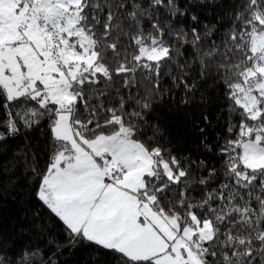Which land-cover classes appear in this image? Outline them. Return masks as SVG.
<instances>
[{"label": "snow or ice", "instance_id": "obj_1", "mask_svg": "<svg viewBox=\"0 0 264 264\" xmlns=\"http://www.w3.org/2000/svg\"><path fill=\"white\" fill-rule=\"evenodd\" d=\"M21 136L60 233L0 264H264V0H0V176Z\"/></svg>", "mask_w": 264, "mask_h": 264}, {"label": "trees", "instance_id": "obj_2", "mask_svg": "<svg viewBox=\"0 0 264 264\" xmlns=\"http://www.w3.org/2000/svg\"><path fill=\"white\" fill-rule=\"evenodd\" d=\"M210 13V8L205 9L202 18L203 16H209ZM209 22L215 23L214 17L210 21L205 20V23ZM212 108L214 117L216 112L219 111V107L217 104H213ZM195 115L193 113L194 117ZM162 119L165 123L172 124L171 131L174 142L179 140L184 147L195 149L197 146L196 138L187 135V129L180 125L177 118L164 116ZM31 142L34 146L38 145L39 148L44 147V141L40 138L38 131L33 134ZM9 143L11 150L4 157L5 163L11 165L14 155L19 157V162L15 167H11L9 171L0 176L3 181V190H0V238L6 242V250L11 255L23 245L39 243L41 237L37 233L41 231L43 226L46 225L51 228L53 233H60V229L58 226H53L52 221L47 217L46 211L40 207L34 195H32V184L28 171L24 166V157L21 151L28 141L21 136ZM41 163H43V160H41ZM45 238H47L46 233ZM57 238L63 243L62 233ZM93 255H95V252L92 248L80 247L65 251L59 257V260L60 264H93L91 260ZM106 259L108 258L102 255L99 264H103Z\"/></svg>", "mask_w": 264, "mask_h": 264}]
</instances>
